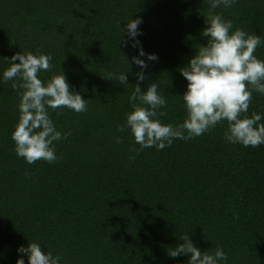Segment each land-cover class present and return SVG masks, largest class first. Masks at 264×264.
Listing matches in <instances>:
<instances>
[{"label": "trees", "instance_id": "16d2710c", "mask_svg": "<svg viewBox=\"0 0 264 264\" xmlns=\"http://www.w3.org/2000/svg\"><path fill=\"white\" fill-rule=\"evenodd\" d=\"M209 11L207 0H0V74L17 52L50 54L42 81L63 71L87 100L81 113L49 110L70 135L54 142V163L28 164L11 139L21 90L0 75V264H16L18 246L29 242L58 253L60 264H187L184 254L168 255L186 234L202 252L222 248L227 264H264V144L226 142L221 122L136 153L130 130L120 131L141 71L131 62L138 49L122 32L126 22L142 19L138 39L157 59L141 57L140 87L157 83L166 100L157 119L175 125L186 117L180 71L207 43L200 33ZM211 11L264 39V0ZM254 55L264 60V44ZM253 112L264 113L255 92L246 115Z\"/></svg>", "mask_w": 264, "mask_h": 264}, {"label": "clouds", "instance_id": "9594fccd", "mask_svg": "<svg viewBox=\"0 0 264 264\" xmlns=\"http://www.w3.org/2000/svg\"><path fill=\"white\" fill-rule=\"evenodd\" d=\"M235 2L207 0L210 8L205 17L207 26L200 33L207 43L196 49L187 67L181 68L180 72L188 82L187 90L181 96L186 117L182 123L175 125L164 124L157 119L164 115L166 105L164 96L157 91V83H150L143 91L140 87L145 79L143 70L147 67L146 60L157 59L156 54L144 52L138 39L142 35L139 29L142 19L131 18L125 28L120 27L132 41V47L138 49L131 62L141 69L135 73L138 82L128 96L132 111L125 114V122L120 126V131L129 129L134 144L139 145L138 149L130 148V151L138 153L151 147L162 150L170 146L174 139L189 140L221 122H227L224 132L226 142L253 148L264 144V123H261L264 113L246 115L253 93L264 96V60L254 55L256 49L264 44V39L241 28L233 29L231 20L211 11L221 6L229 8ZM141 57H146V60ZM8 60L10 66L0 75L5 82L13 81V89L21 90L18 92V122L11 133L15 153L28 164L37 160L54 163L58 158L54 142L67 138L70 131L62 133L58 130L49 110L66 108L81 113L87 110V100L71 90L63 71L42 81L39 74L50 71L53 66L50 54L17 52ZM17 60L18 63L15 62ZM126 72L118 76L119 82L124 85L127 84ZM16 78L19 84L15 82ZM179 239L182 243L168 250L170 257L184 254L188 257L187 264H227V254L222 248L217 247L214 253L202 252L188 234ZM17 252L20 255L16 264H25L24 255L28 264L61 262L58 253L48 249L42 251L39 242L20 245Z\"/></svg>", "mask_w": 264, "mask_h": 264}]
</instances>
